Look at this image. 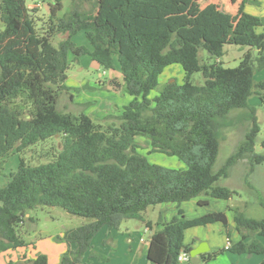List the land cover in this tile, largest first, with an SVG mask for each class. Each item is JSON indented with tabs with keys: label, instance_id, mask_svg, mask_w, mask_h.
Listing matches in <instances>:
<instances>
[{
	"label": "trees",
	"instance_id": "obj_1",
	"mask_svg": "<svg viewBox=\"0 0 264 264\" xmlns=\"http://www.w3.org/2000/svg\"><path fill=\"white\" fill-rule=\"evenodd\" d=\"M191 1L71 0L58 15L63 0H48L46 14L39 15L26 0H0V162L18 154L16 170L0 185V252L27 245L19 226L32 219L26 216L30 209L46 205L92 219L58 237L76 245L67 247L58 264L79 262L99 228H116L131 218L154 228L146 250L152 264H179L180 251L191 249L183 242L185 230L213 222L223 224L229 245L201 253L200 264L224 251L261 253L258 264H264V245L244 240L264 234V200L259 218L232 208L241 235L236 242L229 239L224 211L186 218L178 209L170 220L157 222L144 217L149 206L179 204L200 194L229 199L238 191L218 182L228 168L242 157L250 169L264 162V153L254 152L259 126L248 102L253 92L264 90V78L255 82L253 77L264 68V15L245 11V4L255 0H240L237 16L250 48L238 65L225 67L220 58L227 39L217 36L212 25H186ZM80 30L91 49L72 41ZM56 34H66L57 46L51 42ZM83 54L103 69L118 64L123 90L131 97L118 114L95 121L83 110L58 107L60 94L69 90L67 69ZM172 63L183 70L181 82L170 79L150 96L159 74ZM195 72L201 83L192 80ZM235 109H247L240 116L251 126L236 150L213 169L221 131L233 124ZM138 136L146 138L150 152L175 155L185 167L149 161L138 150ZM47 140L52 143L44 161L32 164L22 156ZM26 264H47V256L37 253Z\"/></svg>",
	"mask_w": 264,
	"mask_h": 264
},
{
	"label": "rangeland",
	"instance_id": "obj_2",
	"mask_svg": "<svg viewBox=\"0 0 264 264\" xmlns=\"http://www.w3.org/2000/svg\"><path fill=\"white\" fill-rule=\"evenodd\" d=\"M31 1L32 0H26L27 4L31 3ZM39 1L42 3L43 1L47 2L48 0ZM70 2L71 0H63V8L61 11H59L58 15L64 13ZM239 2L240 0H192L186 11L187 26L212 25L217 36L227 39L228 42L223 46L224 53L220 58L223 66L225 67H234L238 65L244 52L250 48V41L245 35L241 27L239 17L237 16V6ZM244 9L249 13L262 16L264 15V0H255V2L246 3ZM37 12L39 15H44L46 14V8L40 7L38 8ZM261 30H264V28ZM59 36L60 34H56L52 37L51 42L53 45H58ZM199 54L201 58L204 57V51L200 50ZM104 71L105 72L102 77H108L109 70L107 71V69H104ZM67 75L69 76V78L66 80V85L69 87L68 91H72L75 96L83 95L81 90L77 88L79 82L85 80L96 81L99 78L98 71L89 64V60L85 56H82L81 63L79 61L70 63L67 69ZM182 76L183 70L180 64L172 63L167 65L159 74L158 83L156 87L150 91V96L156 94L162 88L165 82L170 79L181 82ZM253 77L255 82L263 79L264 68L262 70H255ZM114 78L117 80L118 84L119 81L121 82L122 78L120 74ZM192 80L195 83H201V74L199 72H195L192 75ZM118 84L115 83L116 86ZM87 89H89L90 94H92L91 91L93 90L97 92V90L92 88ZM67 97L68 94L65 92L60 94L58 100L60 108L62 104H67ZM123 100V97L120 96L119 104H123ZM248 102L255 108V114L259 126V131L255 137L254 152L264 153V90L253 92L248 97ZM244 111H247V109H235L230 112V117L233 118V124L223 128L221 131L219 150L216 161L213 165V169H218L223 164L225 159L232 152H234L238 145L244 140L245 134L251 126V122L249 120L241 118L240 116ZM119 112L115 111L112 114H118ZM94 120L98 121L99 119ZM145 139L146 138L143 136L137 137V141L140 144L138 150L142 154H145L149 161L172 168L185 167V163L175 155H167L161 152H150L149 145ZM51 143V140H47L35 146H31L30 148H27L23 151L22 156H24V158L32 164L42 162L46 158L44 153ZM17 163L18 154L16 152L9 154L0 162V185L5 184L9 180L10 173L14 172L17 168ZM232 165L233 166L230 167V174L227 177H221L218 182L230 186L231 188H235L238 193L232 198L239 200L241 205H235L232 207L227 205V207L229 206V209L238 207L247 216L256 218L261 217L263 214V207L260 205L259 201L264 200V162L255 164L252 169H250L248 158L242 157ZM243 175H245L244 178L242 177ZM200 195L207 196L205 194ZM159 205L160 203L147 207V209L144 211V217L151 220H156L158 217ZM28 215H30L32 219L26 218L23 223L20 224L19 230L21 231L25 241L33 242L34 244L44 243L41 241L42 237L49 235H52L51 237L53 240L57 241L58 237L62 235L65 229L72 228L92 220L89 217L69 213L59 206L37 205L36 207L29 210ZM126 227L129 229V231L136 227L142 231L143 222L131 218L123 220L116 228L103 225V227L99 228L98 230L100 232L94 236L92 243L94 245H99L97 242L99 241L98 239L101 238L103 231H126ZM214 232L215 237H217L219 233H217V231ZM112 235H107V238L104 239L103 243H100L102 250L98 251V249H95L93 252H101L104 254V256L111 255L112 261H116V256L122 257L123 251L116 249V237L113 238ZM147 235L148 234H146V236ZM217 248L218 247L214 249ZM11 251L13 252L15 250L12 249L8 252L11 253ZM248 254L249 253H247V255ZM254 256L261 257L262 254L254 253ZM11 258L12 257L5 254L4 251L0 252V264H9V261L12 260ZM189 262L191 263V261Z\"/></svg>",
	"mask_w": 264,
	"mask_h": 264
},
{
	"label": "crops",
	"instance_id": "obj_3",
	"mask_svg": "<svg viewBox=\"0 0 264 264\" xmlns=\"http://www.w3.org/2000/svg\"><path fill=\"white\" fill-rule=\"evenodd\" d=\"M31 5V3H28ZM42 7L47 9V2H42ZM1 25V24H0ZM66 37V34H60L59 40ZM72 41L76 45H84L87 48L91 49V45L85 35L83 30L76 32L71 37ZM82 56H85L89 60V64L98 71L99 78L96 81H81L78 83L77 88L81 90L83 95L75 96L72 91H67L65 93L68 94L67 104H62L61 108L65 111L78 112L83 110L86 114H88L93 119H101L103 116L114 113L115 111L119 112L122 110V107L128 103L131 97L123 90L122 87V79L119 84L114 77L117 75H121L118 64L115 63L113 69L109 70V76L103 78L104 69L94 60L91 59L90 55L83 54L80 55L78 61L82 62ZM86 65V64H85ZM82 67V66H81ZM102 70V71H100ZM69 76L67 75V79ZM122 78V76H121ZM66 79V80H67ZM120 80V78H119ZM115 83L118 85L116 86ZM66 84V81H65ZM92 88L97 90L91 91L90 94L89 89ZM120 96L123 97V104H119ZM233 166V165H231ZM230 166V167H231ZM230 167L228 168V174H230ZM245 175L242 177L244 178ZM230 187V186H229ZM207 201L205 204H200L199 201ZM227 205L240 206L239 200L232 197L229 199H221V198H213L198 195L189 200H185L181 203L175 202H163L159 205L158 217L156 220H151L152 222L157 221H168L171 219L173 215H178V209L183 210V216L186 218H193L200 216L202 214L212 212V211H224L226 213L228 224H229V239L231 242H236L241 238L240 232L236 227V223L233 220V211L227 207ZM28 216V213L26 214ZM103 227V226H102ZM154 228H148L144 225L142 227V231L137 227L133 230H130L126 227V231H103L101 238H99L97 244L94 245L92 242L94 240V236L98 234L97 231L93 237L91 238V247L85 250L80 258V261L74 264H152L147 258L146 250L149 243V237ZM214 231H217L219 235L215 237ZM24 233V231H23ZM113 234V235H112ZM146 234H148L146 236ZM107 235H112L113 238L116 237L115 241L117 244L115 245L116 249H120L123 251L122 257L116 256V261H112V256L108 255L105 258H97L92 255L91 251L98 249V251L102 250V246L100 243L106 239ZM52 235L42 237L41 244H34L33 242H27V245L18 247L14 249L15 253L12 250L4 251L8 256L10 255L12 260L17 261L21 264H26V260L33 258L37 253H44L47 256V264H58L60 261L62 253L70 247L71 249H75L76 245L74 243L67 244L65 241L57 239V241L53 240ZM227 234L225 232V228L221 222H213L203 226H194L188 228L184 232L183 242L187 245H190L191 248L198 245L200 241H205L209 249L206 251H211L212 249L218 247L225 246L227 242ZM257 239L264 245V234H250L244 240ZM48 240V241H47ZM103 245V244H102ZM17 251V253H16ZM104 251V248H103ZM22 252V253H21ZM101 253V252H99ZM102 254V253H101ZM104 255V254H103ZM263 258V255L254 256V253H235L224 251L222 254L217 255L215 258L207 261L205 264H258ZM201 262V255L200 261ZM179 264H193L190 262H180Z\"/></svg>",
	"mask_w": 264,
	"mask_h": 264
},
{
	"label": "water",
	"instance_id": "obj_4",
	"mask_svg": "<svg viewBox=\"0 0 264 264\" xmlns=\"http://www.w3.org/2000/svg\"><path fill=\"white\" fill-rule=\"evenodd\" d=\"M208 249L209 247L207 246L205 241H200L198 245L192 247L188 252L191 263L197 264L200 261V254L205 253ZM74 263L75 262L72 261L70 264H74Z\"/></svg>",
	"mask_w": 264,
	"mask_h": 264
},
{
	"label": "built area",
	"instance_id": "obj_5",
	"mask_svg": "<svg viewBox=\"0 0 264 264\" xmlns=\"http://www.w3.org/2000/svg\"><path fill=\"white\" fill-rule=\"evenodd\" d=\"M30 7H36L40 8L42 7V3L39 0H32ZM229 245V240L227 239V242L225 246ZM177 261L180 262H189L190 261V256L189 253L186 251H180V253L177 255Z\"/></svg>",
	"mask_w": 264,
	"mask_h": 264
}]
</instances>
